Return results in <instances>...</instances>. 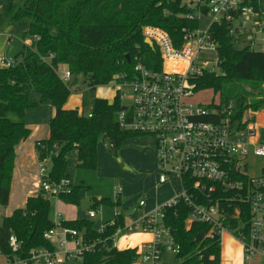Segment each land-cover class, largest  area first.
Returning <instances> with one entry per match:
<instances>
[{"label": "trees", "instance_id": "16d2710c", "mask_svg": "<svg viewBox=\"0 0 264 264\" xmlns=\"http://www.w3.org/2000/svg\"><path fill=\"white\" fill-rule=\"evenodd\" d=\"M255 8L258 10L256 4ZM190 11L181 0H21L0 15L1 27L28 23L23 37L32 40V44L24 45L16 56L14 67H0V207L9 204L16 149L30 136L24 120L27 111L37 104L29 100V94L37 93L41 103L49 102L55 109L49 123V139L36 144L40 159L51 161V181L56 184L70 181L67 168L74 151L78 167L96 169L100 141L116 156L127 140L140 137L119 128L117 119L122 110L119 95L109 102L97 98L96 90L115 80L119 84L131 81L137 63L150 70H161L160 54L145 43L143 29L160 27L174 40L176 47H180L184 36L181 29L195 26L181 18ZM228 30L227 23L212 26L211 35L218 44L220 73L197 78L195 86L198 92L209 90L217 95L218 103H212L213 106L218 104L217 108L232 104L234 118L240 120L247 111H264V52L248 47L238 49ZM35 36L39 39L34 40ZM61 67H66L71 74L67 84L60 79L58 69ZM244 83L263 94L255 98L241 86ZM79 84L87 88L82 92L81 112L65 109L73 88ZM9 113H15L19 121L8 118ZM261 142L264 143V130ZM54 146L58 148L56 152ZM82 189L83 185H70L58 199L80 207ZM240 195V201L233 202L231 208L239 207L241 218L227 223H231L232 235L236 237L247 233L250 221L249 204L245 202L247 194L241 192ZM101 203L120 207V201L103 199ZM97 207L95 202L92 209L97 210ZM50 210L48 196L39 192L27 199L24 208L4 218L0 226V255L34 264L33 254L55 250L45 234L59 225L76 230L87 244H96L94 252L83 254L80 264H133L137 248L118 250L113 245V235L124 225V217L101 235L92 221L86 219L61 220L56 224L50 218ZM188 215L184 205L165 213V223L180 246L177 258L181 264H220V237L209 236V225L187 223ZM11 235L19 244L16 252L8 246Z\"/></svg>", "mask_w": 264, "mask_h": 264}, {"label": "built area", "instance_id": "2783aa9c", "mask_svg": "<svg viewBox=\"0 0 264 264\" xmlns=\"http://www.w3.org/2000/svg\"><path fill=\"white\" fill-rule=\"evenodd\" d=\"M258 0H189L185 3L191 10L181 18L195 26L183 27L180 47L160 27L146 26L145 39L153 43L162 59L161 70L155 71L137 63L131 81L110 85L117 88L122 110L118 114V126L122 131L152 137L157 147L158 184L176 182L179 193L162 206L148 214H140L130 222L125 221L113 235L117 248L119 237L134 233H149L153 239L137 248L133 264H163V257L180 253L171 229L165 223L168 209L184 205L188 211L187 223L209 225V236L221 237L233 234L231 223L241 218L239 207L231 208L240 201L242 192L247 194L250 221L246 234L234 236L242 245L246 262L264 264V173L252 177L247 171V160L251 152L264 157V143L256 122V113L247 111L242 119L234 118L233 105L217 108L212 103L202 105L195 101L197 78L214 73L206 56H216L214 66L219 68L218 44L211 35L214 25L227 23L228 34L236 47H248L252 51L264 52V18L255 8ZM202 20L208 23L201 29ZM34 37V40H38ZM2 67L11 68L6 58H1ZM170 63L167 70L166 64ZM182 70H173L180 67ZM60 79L67 84L71 80L68 69H58ZM124 78V77H123ZM123 89L131 92V104L124 106ZM91 117V115H89ZM38 146L44 149L41 144ZM55 152L58 150L54 146ZM57 154V153H55ZM51 161L38 159L39 192L58 197L67 192L70 181L56 184L51 181ZM115 203L120 201L122 186H117ZM139 206L144 207L145 201ZM90 219L96 213H88ZM123 212L117 211L114 219L98 230L103 234L107 227H113ZM54 251L40 250L33 254L34 264H61L62 261L80 260L83 254L95 251L96 244H87L83 237L72 229L59 225L45 234ZM73 249L69 248L70 244ZM12 251L19 249L14 235L8 239ZM1 256V255H0ZM6 259V264H27L23 261Z\"/></svg>", "mask_w": 264, "mask_h": 264}, {"label": "rangeland", "instance_id": "374dc122", "mask_svg": "<svg viewBox=\"0 0 264 264\" xmlns=\"http://www.w3.org/2000/svg\"><path fill=\"white\" fill-rule=\"evenodd\" d=\"M181 1L185 4L189 0ZM258 2H260V6L264 7V0H258ZM20 3L21 0H0V15L4 13L11 4ZM207 23L208 22L206 20H202L201 29H204ZM8 26H0V59L5 57L8 62L15 63V58L23 49V46L28 45L26 44V41L32 42V40L31 38L24 39L23 33L25 28L23 23L14 24L9 27ZM240 47L241 45H239L237 48ZM206 58L210 64L212 63L210 69H212L215 74H219V68L213 65V63H215L216 56L214 54H211L206 56ZM18 61L20 62L21 60L19 59ZM2 66L3 65L0 63V67ZM241 86L245 88L247 92L256 96L255 98H258L259 95L263 94V92H260L258 89H252L250 84L244 83ZM86 89L87 88H85L81 84L73 88V93L66 103L68 109L73 110L82 108V92ZM116 91L117 88L109 84L108 86L98 88L96 90V97L112 102L116 96ZM122 93L125 95V98L122 100V104L124 106H129L131 104V92H129L128 89H123ZM32 96H37V94L35 92H31L30 99L32 98ZM218 100L219 97L209 90L196 93L195 101L202 105L218 103ZM7 116L14 122L19 121V118L15 113H9ZM255 119L260 127L264 128V111L256 113ZM139 138H145L146 141L141 144L143 146H139L136 149L149 148L151 149V153H154L157 159L156 141L152 137L147 136ZM99 147H101L102 149L98 155V165L96 169H85L78 167L76 165V154L72 155L73 152L69 157V169H72V173H69V175H71L70 177L72 184H75L77 186L85 184L86 188H90L89 190L85 189V193L81 198L83 199L82 201L84 203H87L89 201L98 203L97 210H94V212L96 213V218L94 219L89 218V215H87V210L83 209L82 206L79 207V212L81 213V215L85 216L84 218L82 217L80 219L85 220L86 218V220L92 221L95 230L98 231L103 224L112 221L117 211L122 212V208L120 207L114 208L113 206L103 205L101 203V200L103 199L114 202L118 185L124 186V193L121 196L122 202H126L128 204L134 203V205L138 204L140 200L146 202L148 199L153 197L154 199H156L163 193L171 194L172 196L179 193L178 189H175L172 184L167 185L164 188L165 192L158 190L159 187L157 185V175L151 174L147 170L139 171L136 168L125 170V167L120 165L115 160V156L110 152L109 147L105 142L100 141ZM247 171L248 174L252 177L261 176L264 173V157L255 156L253 152H251L247 160ZM72 184L70 182V185ZM174 184L176 186V182H174ZM150 192L152 193V196H149ZM46 196H48L51 203L50 218L54 223L57 224L61 219L75 217V215L70 216L74 214V209H71L65 214H62L59 211L58 208L64 205L61 203L57 196L50 194H47ZM11 207L12 205H10V208ZM8 213L9 207H0V226H2L4 218L8 217ZM228 238H232V240L234 239L235 242L242 247L239 240L236 239V237H234L232 234L226 233L224 236H222V242H225V240H229ZM119 246H121V243L119 244ZM181 262L182 261L177 258L176 254L168 253L163 257V264H181ZM241 263L255 264V261L246 262L244 256H242ZM0 264H6V259L3 256H0ZM61 264H80V261L63 260Z\"/></svg>", "mask_w": 264, "mask_h": 264}, {"label": "crops", "instance_id": "0c3cea01", "mask_svg": "<svg viewBox=\"0 0 264 264\" xmlns=\"http://www.w3.org/2000/svg\"><path fill=\"white\" fill-rule=\"evenodd\" d=\"M258 6H259V11L261 12L262 17L264 18V7L260 6V2H258ZM23 24L25 28L24 32H26L29 28V24L26 22ZM12 25L14 24H9V26ZM31 43L32 42L26 41V44H28V46H30ZM64 68L66 69V67H61L60 71L63 70ZM29 100L34 104H37V106L27 111L24 120L25 125L30 130V136L26 141L22 142L16 149L15 168L13 173L9 204L7 206L9 207L8 217L11 216L16 209L24 208L27 199L29 197L36 196L39 193V183H38L39 153L37 151L36 144L40 141H46L49 139L50 137L49 123L51 119L55 116V109L51 105V103L49 102L41 103V99L38 94L37 96H32L31 99L29 94ZM81 103H82V99H81ZM65 109H68L67 104L65 105ZM78 110L81 112V108ZM140 137H144V136H140ZM144 141H146L145 138H139V137H135L127 140L123 144L121 149L117 152L115 156V160L120 165L124 166L125 170L136 168L139 171L147 170L149 171V173L157 175V185L159 187L158 190L165 192L164 188L167 185H171V184L175 188L174 182L165 185L158 184L157 159L155 154L151 153V149L149 148L136 149L139 146H143L141 144L144 143ZM101 149H102L101 147L98 148L97 150L98 155ZM75 154H76V165H78L76 151L72 153V155ZM68 169H69V164L67 168V175L69 176L70 182L72 184L70 177L71 175H69V173H72V169H69V171ZM72 185L77 186L75 184ZM82 185L84 186V189L81 190L80 199L83 197L85 193V189L86 190L90 189L89 187L86 188L85 184ZM121 186H122V194H123L124 186L123 185ZM149 196H152L151 192ZM173 197L174 196H172L171 194L163 193L162 195H159L156 199H154V197L148 199L145 202V206L141 208L139 206V202L142 200H140L138 204L134 205V203L128 204L126 202H122V198H120V208H122L121 211L127 216L125 218V221L130 222L140 214H148L152 212L156 208L165 204L167 201L171 200ZM82 200L83 199H81V206L83 209L87 210V215L90 211L94 212L92 207L95 204V202L89 201L87 203H84ZM61 203L64 206H60L61 208L59 207L58 209L62 214H65L71 209H74V214L70 216L75 215V217H69L68 219H61V220L75 221V220H81L80 218L85 217L84 215H81V213L79 212V207L73 205H67L64 204L63 202ZM10 205H12L11 207L12 209L10 208ZM152 239L153 236L149 233H134L128 236L126 235L119 237L116 245L118 250H126L129 248H140L143 244L151 241ZM228 239L229 240L227 241L225 240V242L224 241L222 242V237H221L220 264H242L241 258L242 256H244L243 248L239 246L234 239L233 240L232 238H228ZM120 243L121 246H119ZM69 248L73 249L74 245L71 243L69 245Z\"/></svg>", "mask_w": 264, "mask_h": 264}, {"label": "water", "instance_id": "95a60500", "mask_svg": "<svg viewBox=\"0 0 264 264\" xmlns=\"http://www.w3.org/2000/svg\"><path fill=\"white\" fill-rule=\"evenodd\" d=\"M145 43H146L149 47L153 48V43H152L149 39H145ZM127 59H128V57H127Z\"/></svg>", "mask_w": 264, "mask_h": 264}, {"label": "bare ground", "instance_id": "6f19581e", "mask_svg": "<svg viewBox=\"0 0 264 264\" xmlns=\"http://www.w3.org/2000/svg\"><path fill=\"white\" fill-rule=\"evenodd\" d=\"M168 66L170 65V63H168L167 64ZM180 67H178V68H175V69H173V70H182V67H183V63H180V65H179Z\"/></svg>", "mask_w": 264, "mask_h": 264}]
</instances>
